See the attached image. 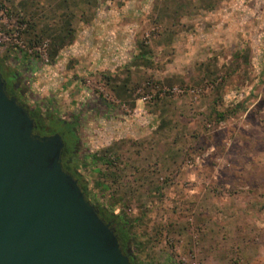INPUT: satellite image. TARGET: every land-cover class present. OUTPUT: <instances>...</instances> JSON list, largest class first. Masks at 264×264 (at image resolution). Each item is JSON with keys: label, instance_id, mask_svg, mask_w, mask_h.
Listing matches in <instances>:
<instances>
[{"label": "rangeland", "instance_id": "374dc122", "mask_svg": "<svg viewBox=\"0 0 264 264\" xmlns=\"http://www.w3.org/2000/svg\"><path fill=\"white\" fill-rule=\"evenodd\" d=\"M0 66L136 264H264V0H0Z\"/></svg>", "mask_w": 264, "mask_h": 264}, {"label": "water", "instance_id": "95a60500", "mask_svg": "<svg viewBox=\"0 0 264 264\" xmlns=\"http://www.w3.org/2000/svg\"><path fill=\"white\" fill-rule=\"evenodd\" d=\"M35 129L0 68V264H132L115 227L64 169V138Z\"/></svg>", "mask_w": 264, "mask_h": 264}, {"label": "trees", "instance_id": "16d2710c", "mask_svg": "<svg viewBox=\"0 0 264 264\" xmlns=\"http://www.w3.org/2000/svg\"><path fill=\"white\" fill-rule=\"evenodd\" d=\"M1 72H3V69ZM4 78L5 79L10 78L9 82L7 83V89H8V93L10 94V96L18 97L16 92L13 90L12 85H11L13 79H17L16 75H11V76L7 75L6 76L4 74ZM20 102L23 103L21 100H20ZM29 110H30V114H31L32 118L36 121V129H35L36 134H39L41 136H49V135H54L56 133H59L64 138L66 146H65L64 152H63V166L67 172L74 175L72 168L69 167L68 163L66 162V158H67L68 154L70 153L73 144L74 143L77 144V141H78L76 136H75L74 131L70 127L65 126L64 124L62 127H60L57 122H54L52 120H51V122H47L46 118H44L42 116V114H40L38 111L31 110V109H29ZM67 136L70 137L69 140L71 139V136H72V140L70 142L68 141ZM74 176L78 180L82 190L84 191L87 199L89 200L90 192L88 190L87 185L85 183H83L78 178L77 174ZM97 208L100 210V216L102 219H104L106 222L113 220L115 223H117L116 224L117 225V231L116 232L118 234L120 244H121L124 252L127 253L125 250H126V248H128L130 237L126 232V228L118 223V221L116 220V217L113 214H111V212L109 210H107L103 207H100V206H98ZM130 260H131L132 264H136L131 257H130Z\"/></svg>", "mask_w": 264, "mask_h": 264}, {"label": "flooded vegetation", "instance_id": "af4514ba", "mask_svg": "<svg viewBox=\"0 0 264 264\" xmlns=\"http://www.w3.org/2000/svg\"><path fill=\"white\" fill-rule=\"evenodd\" d=\"M0 68H1V66H0ZM1 71H2V68H1ZM2 74H3V77H4V74L7 76V74L4 72V70H3V72H2ZM7 80V83L9 82V80H10V78H8V79H6ZM13 82V81H12ZM11 85H12V83H11ZM14 90V89H13ZM18 99H19V97H17ZM20 101V100H19ZM69 155H70V153L68 154V156H67V158H66V162L68 163V165H69V167H71L70 166V164H69ZM73 173H74V175H76L77 173L75 172V171H73ZM78 178H79V176H78ZM108 223H110V224H112V226H114L115 227V229H116V231H117V225H116V223L112 220V221H109ZM117 233V232H116ZM118 235V234H117ZM126 252H128V248H126V250H125ZM130 255V254H129ZM130 257L133 259V261L135 262V259H134V257L133 256H131L130 255Z\"/></svg>", "mask_w": 264, "mask_h": 264}]
</instances>
